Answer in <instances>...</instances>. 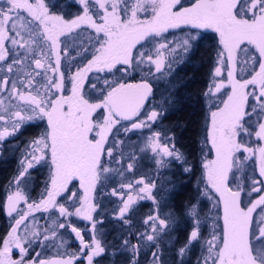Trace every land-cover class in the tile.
I'll return each instance as SVG.
<instances>
[{
    "label": "snow or ice",
    "instance_id": "6c2138e0",
    "mask_svg": "<svg viewBox=\"0 0 264 264\" xmlns=\"http://www.w3.org/2000/svg\"><path fill=\"white\" fill-rule=\"evenodd\" d=\"M74 2L82 6V14L66 20L63 15L52 11L56 4L46 3V0H0V62L12 58L7 67L8 73L29 60L35 65L31 72H24L19 80L10 81L7 76L0 80V91L11 83L9 97L15 96L26 101L30 112L29 115H24L22 111L8 112L2 107L4 101L0 100V110L8 112L11 120L9 126L0 127V142L6 137L16 136L33 121H47L46 129L26 146L18 175L9 182V186L15 187L16 191L8 194L6 202L0 205L6 208V215L10 218L9 230L0 236V264H73L78 259L75 253L67 259H41L42 253L35 251L34 245L47 246L59 239L58 230L68 227L67 223L54 222L53 226L43 228L36 224L31 228L28 226V220L34 211H47L50 207L57 206L56 197L70 192L69 182L76 177L84 190L81 206L73 213L60 204L59 216L67 218L82 215L92 223L91 243L84 241L80 229L71 228V232L75 233L81 243L79 255H86L87 264H93L94 257L105 252L101 241L96 238V225L102 221L93 219L92 213L97 211L98 206L92 203L91 193L102 174L115 171L104 166L103 158L107 156L111 159L114 155L115 144L113 147H106L109 134L121 121L131 122L133 118H139L145 102L153 93L148 79H164L172 71L171 63H165V51L169 55L179 51L182 63L199 41L204 39L199 32H194L198 29H213L219 34L217 63L220 66L214 68L213 80L202 93L205 102L210 104L222 89L230 88L227 98L219 102L223 106L210 111V125L206 127L204 138V142L210 143L214 150L215 158L202 159V175L205 178L203 195L219 194L213 207L218 209L222 204L223 223L222 229L214 230L211 240L206 241L207 255L203 264H209V261L211 264H264V219L254 221L253 216L257 209L264 212V145L253 149L238 142L241 135L251 136L252 128L255 129L256 137L264 139V0H187V5L184 0ZM93 12L100 23L93 18ZM141 12L145 13L146 18H139L138 14ZM81 25L95 29V43L99 47L86 65L78 67L66 78L65 73L60 71V66L61 55L67 57L68 51L67 48H61L60 37ZM181 26H189L184 37L178 42L167 41L164 34L169 29H179ZM150 36L166 41L155 47V57L144 52L134 54L136 46ZM245 43L253 45L258 55L250 57L251 70L247 74L251 78L237 80L238 63L243 65L241 70H248V61L238 60L240 52L247 55V51L241 47ZM45 46L47 51L44 50ZM37 47L41 49L39 58L33 60L31 57L36 54ZM52 54L55 56L54 63ZM117 65H122L126 74L141 65H148V77L138 83L105 80L103 88L108 90L106 94L101 90L100 101L90 103L86 100L82 89L88 73L93 69L120 71L116 68ZM221 66L227 67L226 83L223 79L216 82V77H220L222 73ZM67 70L71 72V67ZM49 72L54 75H49ZM37 78H43L45 82L38 85ZM66 79L71 85V94L67 96L63 95ZM17 83L23 87L18 88ZM249 86H253L251 91H247ZM95 87L96 85H92V88ZM164 102L162 100L156 107H162ZM156 107L147 113L146 119L132 122L131 127H124L123 131L127 133L135 129L150 128L163 115ZM98 109L103 110L99 121L93 118ZM0 121H5L4 114H0ZM161 139L171 141L174 138L154 132L147 138L146 144L159 157L156 160L158 168L167 167V158H172L187 165L183 169L185 173H192L195 165L189 164L175 143L161 144ZM241 150L249 154L244 157L245 160L255 159L257 168L251 176L242 175L233 189L228 183L229 172L234 166L237 170H242V162L237 164L236 160V153ZM49 155L52 165L51 187L45 189L38 203H29L28 197L21 190V184L28 170L46 162ZM127 168L130 171L133 164H128ZM120 174L123 175L122 172ZM135 184L142 185L135 197L130 194L134 187L132 183L113 189L112 195L122 193L124 188L129 190L127 199L120 196L122 206L116 218L130 226V220L126 217L133 210L137 199L152 200L157 210L143 221L147 230L135 233L138 243L131 244L126 238L122 241L121 249L132 253L130 264H138L141 247L155 246L151 264H160L158 241L169 225L176 223V217L174 213L168 212L164 219L161 218L158 211L160 202L152 195V190L157 187L155 183L140 179ZM242 193L248 197L257 194L258 199H249L245 203ZM75 197L76 193L71 192L68 200L73 201ZM21 202L27 205V210L20 208ZM185 214L192 218L193 225L186 244L177 253L181 264L185 253L201 239L197 205L188 206ZM64 243L66 242L61 239V245ZM14 252L18 258H13Z\"/></svg>",
    "mask_w": 264,
    "mask_h": 264
},
{
    "label": "trees",
    "instance_id": "16d2710c",
    "mask_svg": "<svg viewBox=\"0 0 264 264\" xmlns=\"http://www.w3.org/2000/svg\"><path fill=\"white\" fill-rule=\"evenodd\" d=\"M46 3L56 4L52 11L63 15L66 20L73 19L76 15L82 14V6L74 2V0H46ZM187 5V0H184ZM6 6V5H5ZM102 14V12H101ZM140 19L146 18L145 13L138 14ZM93 18L97 23L101 21L93 12ZM35 27V25H33ZM189 31V26H181L179 29H169L164 35L167 41H179ZM194 32H199L204 39L200 40L195 49L181 63V53H173L169 55L165 51V63H171L172 71L168 73L164 79L149 78L148 81L152 85V96L145 103L139 118H133V121H121L120 124L113 128L109 134L106 147H115L114 155L111 159L105 156L104 166L114 169L115 171L102 174L97 182L96 188L92 191V200L97 205V211L93 212L95 221H102L96 225V238L101 241L105 252L100 256L94 257L93 264H130L132 253L121 249V244L124 239H129L131 244H137L138 239L136 232H144L147 226L143 221L155 213L156 205L152 200L137 199L133 210L126 217L130 220V226L123 224L116 218L119 208L122 206L120 196L123 195L127 199L129 190L123 189V192H118L117 195H112L113 189H119L121 185L132 183L134 185L131 195L137 196L139 187L135 182L144 179L145 182L155 183L157 187L152 190V195L160 202L159 213L162 219L168 212L174 213L176 223L169 225L168 229L162 234L158 241L160 255V264H181V258L177 255L178 250L183 247L188 239V235L192 230L193 220L185 214L186 208L192 204H196L199 211L200 233L201 239L199 243L193 244L182 258V264H203L204 257L207 255L206 241L211 240V234L214 230L222 229V204L218 209L213 207L219 194L203 195L205 191V178L202 175V159H211L214 150L211 149L210 143H205L206 127L210 125V110L209 103H206L202 93H204L209 84L213 80V68L217 62V52L219 51V36L213 29H198ZM95 29L88 25H81L80 28L74 29L69 33L60 37L61 48H67L68 55H61L60 71L65 73L66 78L73 74L78 67H83L92 59L95 54V49L99 47L95 43ZM166 41L159 38L153 39L151 36L141 41L134 49V54L144 52L152 54L155 57L154 49L159 43ZM7 43V42H6ZM8 47L12 45L7 44ZM174 46V45H173ZM45 51L47 48L45 46ZM23 52V49L20 50ZM41 49L36 48V54L32 55L31 59L39 58ZM80 53V55H77ZM19 58V57H16ZM55 56L52 54V62L54 63ZM12 62L9 58L6 62H0V80L5 76L9 80H19L24 72H31L35 65L31 60L26 61L19 67H14L12 73L7 72L8 64ZM71 67V72L67 69ZM117 71L105 69L98 71L93 69L88 73L84 81L82 93L84 98L90 103H97L102 98L100 92L104 89V81L110 82H128L141 80L148 77V65H141L135 71L129 73L123 72V66L117 65ZM155 69L153 68V72ZM49 75H54L49 72ZM43 78H37V83L43 84ZM92 85H96L92 88ZM114 86V84H113ZM18 88L23 86L17 83ZM71 85L65 83L63 95L71 94ZM11 83L3 91H0L1 100L4 98L3 109L8 112L22 111L24 115H29V105L26 101H21L17 97H9ZM35 94V93H33ZM170 97V100L165 98ZM54 98V97H53ZM164 100L162 107H156ZM156 107L157 111L163 115L152 124L150 128L135 129L125 133L124 127H131L132 122H139L146 119L147 113H150ZM8 112L0 110V114H4L8 121H11ZM103 110H97L93 114L94 120L102 119ZM38 125V126H37ZM247 127V125H245ZM47 127L46 119L43 121L36 120L29 123L16 136L6 137L3 142H0V205L6 202V196L13 191L15 187H10L9 182L18 175L21 168V161L24 159L26 146L29 142L39 136ZM252 135L247 134L238 137V142L246 147L258 149L264 145V139L255 136V129H250ZM154 132H160L162 135L171 136L174 139L165 141L161 139L160 143H175L176 148L184 154L188 159L189 164H194L195 168L192 173H185L184 167L180 161L172 158H167L169 164L165 168H158L156 160L159 157L153 153L150 148L146 147L147 138ZM261 140V141H260ZM119 141L120 143H116ZM249 156L248 153H236L237 164L242 162V170H237L234 166L229 172V186L235 189L236 184L240 182L242 175L251 176L257 164L254 158L247 160L244 157ZM131 157V158H130ZM115 161H120L116 163ZM133 164V168L129 171L128 164ZM52 170L51 160L47 156L46 162H41L28 170L22 184L21 190L25 193L30 201H38L41 199V194L45 192L50 185V174ZM123 173L121 175L120 173ZM258 174V173H257ZM70 192L58 196V203L67 206L70 212L79 204L82 197L81 190L72 181L69 185ZM214 192V190H212ZM71 192L76 193L73 201L68 200ZM163 197V199H161ZM242 199L247 203L249 199H258L257 194L251 197L242 193ZM52 211V210H50ZM260 209L253 214L254 221L262 219ZM53 216H57L55 212ZM217 217H220L217 220ZM66 221V222H65ZM13 223V221H11ZM54 222L67 223L69 226L79 228L86 239L91 238L89 231L92 233V223L89 221L76 219L73 216L66 218L57 217L52 220V217L39 215L37 225L41 228L44 226H53ZM87 222V223H86ZM10 218L6 215V208L0 206V236L6 234L9 230ZM219 225V228H217ZM58 230L59 239L50 242L47 246H36L35 251L45 253L62 254L70 256L71 254H79L81 246L73 237V233L69 228ZM90 228V229H88ZM89 230V231H88ZM68 235V238H67ZM61 239L65 241L61 245ZM156 251L155 246L141 247L138 255V264H151L152 252ZM34 254V253H33ZM86 256V255H85ZM85 256H80L76 259L75 264H84ZM211 264V261H209Z\"/></svg>",
    "mask_w": 264,
    "mask_h": 264
},
{
    "label": "rangeland",
    "instance_id": "374dc122",
    "mask_svg": "<svg viewBox=\"0 0 264 264\" xmlns=\"http://www.w3.org/2000/svg\"><path fill=\"white\" fill-rule=\"evenodd\" d=\"M218 36H219V34H218ZM241 47H242V49H245V50L247 51V55L245 54V52H240V53L238 54V60H239L240 62L248 61V70H241L242 67H243V65H242V63H238V64H237V72H236V79H237V80H243V79H250V78H251V77L247 74L248 71L251 70V60H250V57L253 56V55H258V53H257V51H256V49H255V47H254L253 45H249V44L245 43V44H243ZM217 66H220V65H218V63L216 62V66H215V67H217ZM215 67H214V68H215ZM221 67H222V73H221V76H220V77H216V82H220V80L223 79V81L226 83V82H227V67H226V66H221ZM256 67H257V69H258V65H257ZM214 68H213V72H214ZM252 87H253V86H249V88L247 89V91H251V90H252ZM229 92H230V88H226V89H222V90H221V93L216 94V96L213 98L212 102L210 103V106H213V107H211V110H210V111H215V110H217V106L222 107V106H223L222 103H219V102L222 101V100H224V99H226V98H227V94H228ZM250 99H251V98H250ZM0 100H1V98H0ZM2 100L4 101V100H6V99L3 98ZM10 123H11V121H8V120L5 118V121H0V127L9 126ZM260 141H261V140H260ZM214 158H215V152H214L213 157H212L211 159H214ZM72 181H74L75 184L77 185V188H78L79 190H81L82 197H83V196H84V190H83V188L80 187V181H79V178L76 177V178H74ZM72 181L69 182V185H70V183H71ZM69 185H68V187H69ZM50 187H51V178H50V185H49V188H50ZM66 193H67V192H66ZM61 194H64V193H61ZM61 194H60V195H61ZM91 196H92V193H91ZM82 197H81V198H82ZM40 200H41V199H40ZM40 200L35 201V202L38 203ZM56 201H57V206H56V207H50L47 211H44L43 209H41L40 211H34V212L32 213V215L30 216L29 220H28V226L31 228L33 224H36V225H37L38 217H39V215H41V213H42L43 215L45 214V215H47V216H49V217L51 216V217H52V220H54L56 217H57V219H58V218L60 217V216H59V211H58V206L61 204V203H58V196L56 197ZM28 202H29V203H32L33 201L28 200ZM81 202H82V201H81V199H80L79 204H77V206H76V207L74 208V210L72 211L73 213H75V209H76V208H79V207L81 206ZM92 203H94L93 200H92ZM63 205H64V204H63ZM64 206L67 208L66 205H64ZM20 208H21V209H24V210H27V205L24 204V202H21V204H20ZM50 210H52V211H50ZM55 212L57 213V216H53V214H54ZM260 213H261V212H260ZM14 215H15V214H14ZM72 216L75 217L76 219H81V220L88 221V220L84 219L82 215H80V216L72 215ZM261 216H262V219H264V212L261 214ZM67 218H68V217H67ZM67 218H66V219H67ZM65 222H66V221H65ZM88 222H89V221H88ZM13 223H14V222H13ZM86 223H87V222H86ZM72 227H74V226H69V227H68L69 230H71ZM78 229H79V228H78ZM88 229H90V228H88ZM88 231H89V230H88ZM81 233H82V231H81ZM89 234H90L91 238H89V240H88V239L85 238V236H84L83 233H82L83 238H84V241H85L86 243H91V240H92V233L89 231ZM73 236L75 237V239H76V241L78 242V244L81 246V243H80L79 239L75 236V233H73ZM67 238H68V235H67ZM87 251H90V250H86V252H87ZM41 253H42V255H43L45 252L42 251ZM33 255H34V254H33ZM77 256H78V258L80 257L79 254H77ZM68 257H69V256H67V255L49 253V254L44 255L43 257H40V258H41V259H67ZM13 258H18L16 252H14ZM75 261H76V260H75ZM75 261L73 262V264H75ZM84 264H87L86 256H85V262H84Z\"/></svg>",
    "mask_w": 264,
    "mask_h": 264
},
{
    "label": "water",
    "instance_id": "95a60500",
    "mask_svg": "<svg viewBox=\"0 0 264 264\" xmlns=\"http://www.w3.org/2000/svg\"><path fill=\"white\" fill-rule=\"evenodd\" d=\"M142 80V79H141ZM141 80H135V81H128V82H123V83H138V82H140ZM149 82V81H148ZM150 83V82H149ZM151 84V83H150ZM148 101V100H147ZM146 101V102H147ZM145 102V103H146Z\"/></svg>",
    "mask_w": 264,
    "mask_h": 264
},
{
    "label": "flooded vegetation",
    "instance_id": "af4514ba",
    "mask_svg": "<svg viewBox=\"0 0 264 264\" xmlns=\"http://www.w3.org/2000/svg\"><path fill=\"white\" fill-rule=\"evenodd\" d=\"M49 158H50V155L48 156ZM50 160H51V158H50ZM50 176H51V174H50ZM69 188V187H68ZM14 222V221H13ZM74 237V236H73ZM74 239H75V237H74Z\"/></svg>",
    "mask_w": 264,
    "mask_h": 264
}]
</instances>
